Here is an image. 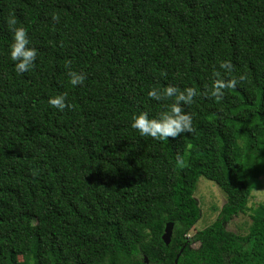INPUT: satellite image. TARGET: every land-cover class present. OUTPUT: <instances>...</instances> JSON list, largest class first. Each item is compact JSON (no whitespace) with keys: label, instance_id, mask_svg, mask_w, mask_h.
Instances as JSON below:
<instances>
[{"label":"trees","instance_id":"16d2710c","mask_svg":"<svg viewBox=\"0 0 264 264\" xmlns=\"http://www.w3.org/2000/svg\"><path fill=\"white\" fill-rule=\"evenodd\" d=\"M9 15L37 50L22 74ZM214 70L246 79L216 99ZM169 84L196 89L193 131L140 136L132 115L165 110L147 93ZM63 93L71 107L49 105ZM253 156L264 161V0H0V264H264V204L247 235L227 230L249 210ZM201 177L227 200L190 237Z\"/></svg>","mask_w":264,"mask_h":264},{"label":"clouds","instance_id":"9594fccd","mask_svg":"<svg viewBox=\"0 0 264 264\" xmlns=\"http://www.w3.org/2000/svg\"><path fill=\"white\" fill-rule=\"evenodd\" d=\"M55 18V17H54ZM6 24L9 26L11 32V42L9 44V56L13 62L14 70L17 74H22L34 67V62L37 57V50L31 47L28 32L23 25H17V19L14 15H9L6 19ZM70 63V62H68ZM219 68L226 72H231L232 64L230 61H219ZM220 73L213 72L212 87L209 95L219 99L223 96L225 88L237 86L240 81L246 79L245 75L241 74L239 77H233L229 80L218 78ZM69 83L72 86L81 85L85 79V75L81 72L69 70ZM147 95L156 101L162 99L171 100L166 105L165 110L159 112L155 116H151L147 111H139L134 113L131 118V128L136 130L142 137H151L154 139L165 140L169 137L176 138L182 133H191L193 131L192 115L184 110L185 105L193 102L197 91L193 87L186 86L183 89L178 88L172 84L165 86L162 90L158 88H151ZM49 105L53 108L63 111L66 107H71L67 103V94H58L49 97ZM177 165H182L181 157L176 158Z\"/></svg>","mask_w":264,"mask_h":264},{"label":"rangeland","instance_id":"374dc122","mask_svg":"<svg viewBox=\"0 0 264 264\" xmlns=\"http://www.w3.org/2000/svg\"><path fill=\"white\" fill-rule=\"evenodd\" d=\"M247 164L248 170L246 173V179L253 189L249 202V210L245 214L234 218L232 222L227 225V230L229 232L240 236L248 234L252 223V210L256 209L259 205L264 204L263 158L260 156L248 157ZM195 198L201 208L202 215L194 229L190 232V237L214 223L227 200L225 193L216 184L204 177H201L198 181ZM192 247L197 249L199 244H193ZM20 261L23 262V259L20 258Z\"/></svg>","mask_w":264,"mask_h":264},{"label":"water","instance_id":"95a60500","mask_svg":"<svg viewBox=\"0 0 264 264\" xmlns=\"http://www.w3.org/2000/svg\"><path fill=\"white\" fill-rule=\"evenodd\" d=\"M173 229H174V224L173 223H169L166 226L165 229V233L162 237L164 243L166 244V246H169V244L171 243L172 240V236H173Z\"/></svg>","mask_w":264,"mask_h":264}]
</instances>
